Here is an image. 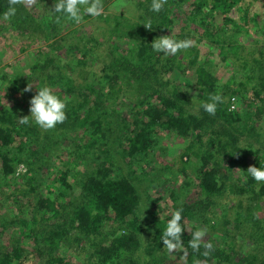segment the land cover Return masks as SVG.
<instances>
[{
	"label": "trees",
	"instance_id": "obj_1",
	"mask_svg": "<svg viewBox=\"0 0 264 264\" xmlns=\"http://www.w3.org/2000/svg\"><path fill=\"white\" fill-rule=\"evenodd\" d=\"M238 1L168 0L157 13L151 10L152 0H130L132 15L99 16L112 26L104 41L110 47L105 57L99 52L88 59L99 39L91 33L74 34V29L69 32L76 40L68 48L53 43L32 56L24 74V84L32 81V90L22 93L24 87L13 79L5 93L18 88L20 97L8 98L9 103L0 98V208L15 193L25 196V201L11 200L14 207L0 213V264H264V209L259 217L252 206H264V182H256L247 172L250 165L264 167V36L256 34L258 45L236 56L241 44L232 43L227 29L237 35L240 23L227 12ZM50 2L51 22L43 23L23 4L16 6L15 16L5 19L8 0H0V28L29 39H47L52 29L58 32L66 22L74 23L62 17L51 28L61 14L52 11L55 0ZM219 14L222 23L216 21ZM242 16L245 22L247 6ZM149 22L151 29L145 26ZM194 31L196 41L186 51L165 57L152 49L153 40L163 35L194 41ZM205 36L215 42L217 53L211 54L239 69L240 79L231 75L221 81L209 57L198 60L196 42ZM73 54L75 59L69 57ZM99 60L104 64L99 78L85 80L95 69L82 67ZM187 69L195 76L197 111L189 110L197 100L190 102L169 74ZM43 86L67 103V120L48 131L31 119L28 125L19 123L20 117L30 116V110L19 103H28L30 109L31 97ZM214 93H220L224 102L217 105L215 115H209L201 105ZM239 93L236 105L233 98ZM165 131L187 142L178 165H164L160 171L169 170L170 175L160 183L155 178L143 180L136 169L147 172L144 155ZM62 138L68 143H61ZM61 144L66 151L60 150ZM224 161L227 170L240 172L239 183H233ZM20 162L27 168L16 176ZM190 173L197 180L198 209L177 199L192 182L186 177ZM178 174L185 177L175 185ZM151 186L168 193L173 200L170 212L159 216L161 209L141 210L144 198L152 196ZM227 188L241 197L233 221L226 211L218 213L219 206H225L221 197ZM243 199H247L244 204ZM181 208L182 244L188 247L191 232L202 228L205 240L214 246L208 257L202 255L203 244L199 252L189 247L184 260L170 258L163 249L161 235L167 221ZM6 213L12 218H4ZM192 219L199 223L188 230L186 221ZM235 228L244 239L255 241L252 249H234ZM27 238L32 240L31 250L24 245Z\"/></svg>",
	"mask_w": 264,
	"mask_h": 264
},
{
	"label": "rangeland",
	"instance_id": "obj_2",
	"mask_svg": "<svg viewBox=\"0 0 264 264\" xmlns=\"http://www.w3.org/2000/svg\"><path fill=\"white\" fill-rule=\"evenodd\" d=\"M118 0H103V6H104V13L102 16H113L117 14H128L132 15L133 12L131 10V3L130 0H124V6L122 8L113 7L114 4H116ZM50 0H45L44 2H38L36 6H33L31 8L37 16L38 20H43V23L48 22L50 23L51 20V10H50ZM245 6H247V20L243 22L242 13L245 9ZM228 16L232 19H235L236 21H239L240 27L239 33L237 35L232 33L231 29H227V33L231 34V39L233 40V44H241V47H238L236 56L237 55H244L246 54L249 49H252L257 42H254V36L256 34H259L260 32L263 33L264 36V0H240L235 5L231 6L227 12ZM51 15V16H50ZM132 17V16H131ZM101 18V17H100ZM99 17L93 18L92 16H83V21L80 24L73 23L69 25V23L66 22V27L55 31L51 28H54L57 26L55 22H53V27L48 28L46 30L48 32L49 37L46 39L43 36H38L35 38H27L17 31L10 30L9 28H0V98L2 103H9L8 98L11 97H20L21 92L18 88H16L11 94L5 93L8 91L10 86H12V80L15 79L16 81H19V83L25 88L26 85L24 84L26 79L24 77V74L27 73V68L29 63L32 60V56H35L38 54L41 50H44L48 48L49 45H52L53 43L56 45H62L65 48L72 45V43L75 42V38L73 37V33H70L69 30L74 29V34H80V32H84L87 35L88 34H94L95 37L99 39L96 47L91 50L90 54H87L88 59H92V54L97 55L99 52H102L100 55L101 57H105V55L110 51L109 45L107 42L104 43L106 40L107 34L109 35L110 28L112 26L106 25L103 20H101ZM54 21V19H53ZM215 21V17H214ZM216 21L219 23L223 22V16L221 14L216 16ZM69 25V26H68ZM231 25V24H230ZM228 27V26H227ZM230 27V26H229ZM58 28V27H57ZM188 28L193 29L191 26H188ZM78 30V31H77ZM257 30V31H256ZM68 34L66 35V33ZM225 34V33H224ZM194 37L196 36V32L194 31L191 34ZM261 36V35H259ZM262 37V36H261ZM237 39V40H236ZM196 41V38H194V42ZM123 43V44H122ZM121 46H123L125 43L122 42ZM208 43V44H207ZM258 45V43H257ZM196 48L198 49V60L204 59L205 57L210 58L211 62V69L213 70V73L216 75L218 79L227 80L231 75L234 79H240L241 74L237 73V71H240L239 69H234L233 64H227L226 62H222L220 59V56H216L215 54H211V51L214 50V53H217V49L215 46V42L209 40L206 36L202 38L201 42H196ZM62 50V49H61ZM251 55H255L251 54ZM70 58L75 59V55L72 56L69 55ZM233 57V55H232ZM108 59V57H107ZM106 59V60H107ZM237 60V59H236ZM65 61V58H64ZM103 61H94V64H90L88 66H84L82 68H90L93 67L95 69V72L90 73L85 80H95L96 78H99V75L102 73V70L100 67H102ZM237 67V66H236ZM239 68V67H238ZM172 73V74H171ZM237 73V74H236ZM169 74L173 76L175 80L180 84V89H184V95L189 98L192 102V100L196 101L194 104L189 105V110L191 111H197L198 104L200 103V100L197 99L196 95V89L194 88V73L191 69H187L184 73L181 71H169ZM8 75L10 77H8ZM29 77V76H28ZM11 78V79H9ZM95 78V79H94ZM78 81H84L82 77L78 78ZM17 83L18 85H20ZM31 83L33 85V82H26ZM12 90V89H11ZM250 92V91H249ZM10 96V97H9ZM240 93L237 97H235V103L236 105L240 103ZM29 101V100H28ZM27 102V101H26ZM20 107L25 108V110L29 111L26 106L28 103L21 102L19 103ZM243 105V104H242ZM61 143H68V140L65 141L64 138H62ZM186 140L182 139L180 136H176L172 133H166L163 132L162 136L159 137V142L157 145L153 146V149H150L146 155H144V160L142 162L143 167L146 169L147 172L141 173L140 169L135 166L137 176H140L143 180H148V178H155L158 183H160L162 180H164V176H169V170L167 171H160L164 167V165H169L171 168H176L178 165V155L183 149V146L186 144ZM54 150H57V147H53ZM62 152L66 151L65 146L61 144V147H59ZM227 160V159H225ZM149 161V162H145ZM191 161H195V159H192ZM227 163L226 161L223 162V167H225L227 173L229 174V177L234 182L239 183L238 176H241L240 172H233L230 169L227 170ZM190 167L192 166L193 162L189 163ZM125 167V166H124ZM189 167V169H190ZM26 165L23 162H20L17 164V171L15 175L21 176V172H24L26 170ZM181 174V173H180ZM177 176L175 179V185L182 184L181 180L184 179V175ZM187 178L191 179V183L186 185L183 189L184 192L177 195V199L185 200L187 203L191 204L192 206L198 207L201 206V204L198 205V189L196 185V179L194 177V173H190L186 176ZM20 178V177H18ZM233 178V179H232ZM230 181V180H229ZM181 182V183H180ZM15 183V182H14ZM171 184L173 183L170 182ZM15 185V184H14ZM166 184L164 183V186ZM13 186V185H12ZM10 186L8 189L9 191L13 190V187ZM27 186V185H26ZM152 196L150 198H144V201L141 205V210L149 213L154 210L161 211V214H166L172 210L173 200L168 196V193L165 191H160V189L156 186H151ZM240 194H234V191L230 188H227L224 195L221 197L222 202L225 203L224 208L220 207L218 208V213H222L226 211V217L227 219L232 220L233 218V209L236 205ZM154 197V201L152 198ZM25 201V196L19 193H15L12 197H9V200L7 202V206L14 207L13 202L11 200L14 199ZM247 199H243V204L246 203ZM198 205V206H197ZM258 206L252 205L254 208V212L257 213V216H261V213L264 209V206L261 204H257ZM7 206H2L0 209V213L6 210ZM224 210V211H223ZM159 211V212H160ZM210 214V213H208ZM222 217V216H221ZM225 217V218H226ZM4 218H7L8 220L12 218L10 213H6ZM223 218V217H222ZM2 218L0 217V221ZM233 221V220H232ZM231 221V222H232ZM187 222V229L189 230L190 227H192L193 224L199 223V220L192 219ZM228 227L234 228V225H226ZM234 231H236V239L234 249H240L245 251L248 249H252V246H254L255 241L253 242L250 239L243 238L241 234L238 232V228H235ZM143 234V239L146 238V236ZM4 236V234H3ZM24 245L27 249L31 250L32 247V240L26 239ZM259 249V248H256ZM144 248L140 250L142 253ZM255 250V249H254ZM33 253V252H32ZM167 255L170 258H180L181 260H184L185 257H182L183 252H176L174 254ZM147 256H145L146 258Z\"/></svg>",
	"mask_w": 264,
	"mask_h": 264
},
{
	"label": "clouds",
	"instance_id": "obj_3",
	"mask_svg": "<svg viewBox=\"0 0 264 264\" xmlns=\"http://www.w3.org/2000/svg\"><path fill=\"white\" fill-rule=\"evenodd\" d=\"M167 2L168 0H152L151 10L159 13ZM37 3L38 0H8V8L4 13V17L5 19H10L15 16L17 5L23 4L26 7L33 8ZM123 6L124 0H118V2L113 5V7L117 8H122ZM52 11L61 14L55 16L54 22L57 24L61 23L62 17L67 21L80 24L83 21L84 15H89L93 18L101 16L104 13V6L103 0H55ZM145 26L149 29L152 28L150 22L145 24ZM151 46L155 52H162L164 56L167 57L174 56L193 47L194 41L191 39L176 40L171 35H163L154 39ZM32 86L31 83H28L22 90V93L31 91ZM233 100L235 103V98H233ZM223 102L224 98L222 95L220 93H214L209 95L208 101L203 102L201 107L209 115H215L217 105ZM29 104L30 116L20 117V124L28 125L31 119V121H34L42 130L48 131L67 120L65 111L67 107L66 100L54 94L49 86L39 87L37 94L31 97ZM247 172L256 182H264V167L250 165ZM182 211V208L175 210L171 214V218L167 221L166 228L161 235L163 249L169 254L182 251V257L186 258L189 247L194 252H199L203 244L204 251L202 255L208 257L212 251H214V246L210 241L205 240L207 233L204 229L200 228L191 232V239L188 242V247H184L182 244L181 235L184 231V227L181 224L183 220Z\"/></svg>",
	"mask_w": 264,
	"mask_h": 264
},
{
	"label": "built area",
	"instance_id": "obj_4",
	"mask_svg": "<svg viewBox=\"0 0 264 264\" xmlns=\"http://www.w3.org/2000/svg\"><path fill=\"white\" fill-rule=\"evenodd\" d=\"M230 107L232 108V107H234V105H230Z\"/></svg>",
	"mask_w": 264,
	"mask_h": 264
}]
</instances>
